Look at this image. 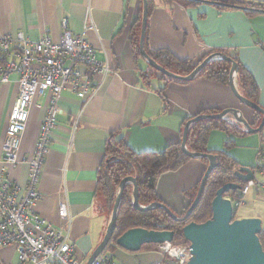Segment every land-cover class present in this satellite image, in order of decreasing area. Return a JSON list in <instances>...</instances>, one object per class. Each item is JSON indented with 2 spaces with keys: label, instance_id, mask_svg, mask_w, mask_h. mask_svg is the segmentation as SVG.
<instances>
[{
  "label": "crops",
  "instance_id": "obj_1",
  "mask_svg": "<svg viewBox=\"0 0 264 264\" xmlns=\"http://www.w3.org/2000/svg\"><path fill=\"white\" fill-rule=\"evenodd\" d=\"M151 1L146 24L149 50L166 51L192 64L212 53L230 52L252 77L258 104L264 110V13H246L250 6L253 10L264 8V0H237L238 5L193 0L196 4L189 6L175 0ZM140 13L141 0H0V34L14 38L21 33L31 41L47 35L55 42L62 34V19L67 18L71 32L83 34L95 58L110 69L81 112L82 101L75 94L69 89L60 93L61 113L48 135L47 152L35 184L40 194L35 210L54 227L64 225L57 215L58 203H67L69 240L80 260L86 261L105 233L107 220L97 208V184L110 143L122 141L136 153L163 152L168 145L180 143L186 121L203 111L237 108L249 124L253 122L250 110L237 101L228 85L205 77L180 82L153 73L134 48L132 35ZM17 94V75L13 73L7 82L0 83V179H11L23 189L26 161L37 142L45 102L39 97L31 104L18 151L20 163L13 166L5 161L2 144ZM75 116L78 125L72 131ZM224 120L243 131L230 117ZM262 147L264 128L243 137L213 129L206 143L210 152L225 150L235 162V170L253 168ZM206 165L200 159H189L177 170L164 173L156 182L157 197L181 214L189 204L185 193L200 182ZM257 179L264 182V176ZM244 196L252 208L246 215L236 214V218L260 217L257 211L264 207L262 187L253 186ZM261 231L264 238V227ZM111 256L120 264H160L165 257L158 246L138 252L117 248ZM0 264H20L13 246L0 247Z\"/></svg>",
  "mask_w": 264,
  "mask_h": 264
},
{
  "label": "built area",
  "instance_id": "obj_2",
  "mask_svg": "<svg viewBox=\"0 0 264 264\" xmlns=\"http://www.w3.org/2000/svg\"><path fill=\"white\" fill-rule=\"evenodd\" d=\"M223 2L232 0H211ZM62 34L57 41L45 35L31 41L21 33L14 38L0 34V83L10 74L17 75L18 94L11 109L2 149L5 161L19 165L18 151L31 104L37 98L45 102V114L40 122L37 142L28 164L27 181L23 189L11 179H0V247L13 246L20 264H80L75 246L69 240L71 220L65 201L57 205V215L64 225L54 227L35 210L40 194L35 190L42 159L47 152L48 135L55 127L60 93L69 89L81 101L80 112L95 95L104 77L110 73L107 63L95 58L91 45L83 34H73L67 18L61 21ZM264 49V44H261ZM79 68L83 70L80 71ZM78 117L72 122V131ZM255 175L264 176V148H260L253 167ZM262 187L257 178L242 185L233 195V205L253 187ZM168 260L185 264L189 245L164 243L157 245ZM91 264H120L104 253Z\"/></svg>",
  "mask_w": 264,
  "mask_h": 264
},
{
  "label": "trees",
  "instance_id": "obj_3",
  "mask_svg": "<svg viewBox=\"0 0 264 264\" xmlns=\"http://www.w3.org/2000/svg\"><path fill=\"white\" fill-rule=\"evenodd\" d=\"M140 1V0H139ZM176 2L184 5H195L197 1L193 0H175ZM226 3L238 5L239 1L232 0L226 1ZM148 14L150 13L153 5L151 0H147ZM253 6H250V10L246 13H264V8L253 10ZM219 9H222L219 7ZM141 14V13H140ZM140 32V18L135 28V34L133 36L134 48L136 56L140 57L138 52V39ZM144 50L148 56L154 60L157 64L164 67L168 71L178 74L187 75L190 73L196 64H192L190 61H180L176 59L172 54L158 50H149L146 43V31L144 36ZM225 56L231 58L238 65V71L235 76V82L237 90L245 98L251 102L258 104L257 88L252 80V77L246 69H244L237 58L230 52H220ZM204 56L201 60H203ZM200 60V61H201ZM153 73H158L153 68L148 66ZM228 68L229 63L219 58L211 60L198 74L196 78L205 77L211 81L227 85L228 80ZM164 77V76H163ZM168 80H174L167 78ZM178 81V80H174ZM182 82V81H180ZM246 107V106H245ZM247 108V107H246ZM253 122L251 125L255 128L261 121L262 116L257 111H253L249 108ZM203 114L213 113L211 111H203ZM213 129H220L226 133L233 134L235 136H246L248 133L240 130L238 125L227 122L226 120H203L190 124L188 128L186 138V148L189 151L197 153H213L218 156V166L209 175L201 197L193 209L189 217L183 222H175L169 218V216L162 209H155L150 212H139L132 207L130 185H126L123 191L122 198L119 203L115 230L113 232L111 240L104 248L103 253L112 257V253L118 247L115 244L116 239L128 229L141 228L145 230L153 231H172L174 233L173 244L175 245H188L183 239L182 228L190 222L203 223L211 217V201L215 195V192L223 184L232 181V172L235 170V162L226 154L225 150L210 152L206 148L207 136ZM229 144V143H228ZM228 144L224 145V148H228ZM108 159L105 162L109 163L107 171L103 174L99 173L97 193L100 192L105 200V206L111 210L116 192L118 190L119 182L129 176L136 179L138 185V200L140 205L146 206L150 203H162L156 195L155 188L158 178L169 171H175L181 167L185 162L189 160L181 151L180 143L175 145H168L163 152L160 153H136L132 151L127 144L122 141H116L110 143L108 146ZM206 163V159H200ZM207 164V163H206ZM103 174V176H102ZM199 183L194 189L185 193L189 199V204L193 201ZM228 196V195H227ZM165 205V204H164ZM188 208V207H187ZM186 208V209H187ZM186 209L179 216L183 215ZM174 212V211H173ZM236 218V215H235ZM262 231L259 235L260 242L264 250V238L262 237ZM157 245H144L139 251L150 250ZM113 258V257H112ZM160 264H174L168 258L164 257Z\"/></svg>",
  "mask_w": 264,
  "mask_h": 264
},
{
  "label": "water",
  "instance_id": "obj_4",
  "mask_svg": "<svg viewBox=\"0 0 264 264\" xmlns=\"http://www.w3.org/2000/svg\"><path fill=\"white\" fill-rule=\"evenodd\" d=\"M213 2V1H212ZM142 14L140 19V32L138 40V52L141 58L160 73L162 76L189 82L197 77V74L213 59L219 58L229 63L227 85L237 101L247 108L257 111L262 116L257 127L248 123L240 109L228 108L220 112L209 114H198L184 124L180 140V151L189 159H206V169L200 179L195 197L183 215L179 216L169 207L162 203H150L142 206L138 200V185L132 176L126 177L119 182L115 200L111 209L109 221L105 233L86 259L85 264H91L93 259L103 253L104 248L111 240L115 230L117 212L123 191L127 184H131L132 207L139 212H150L155 209H162L171 220L175 222L185 221L196 207L205 183L211 172L218 166V156L213 153H197L186 148V138L190 124L203 120H223L230 117L233 121L242 126L243 131L249 134L260 132L264 128V110L257 104L245 98L237 90L235 76L238 65L231 58L220 52L212 53L203 60L196 63L194 69L187 75H178L165 69L152 60L144 50V36L148 18L147 0H141ZM222 4L223 2H213ZM232 7L246 9L228 5ZM232 181L223 184L215 192L211 201V217L203 223L190 222L183 226L182 236L189 245V258L185 264H264V250L259 239L261 233V221L259 218H235L236 211L233 205V195L240 191L242 185L256 178L253 168L239 167L232 172ZM228 195V196H227ZM174 233L172 231H153L141 228H132L122 233L115 241L118 248L127 252H138L144 245H161L172 243Z\"/></svg>",
  "mask_w": 264,
  "mask_h": 264
},
{
  "label": "rangeland",
  "instance_id": "obj_5",
  "mask_svg": "<svg viewBox=\"0 0 264 264\" xmlns=\"http://www.w3.org/2000/svg\"><path fill=\"white\" fill-rule=\"evenodd\" d=\"M108 164L109 163H106V164L103 165V167L101 169V171L103 170L102 171L103 174L107 171ZM103 174H102V176H103ZM255 176H256V178H258V175H255ZM128 185H130V194H131L132 186H131V184H128ZM97 196H98V207L97 208L105 214L106 220H107V223H108L109 218H110V214H111V210H109L105 206V200H104V198H103V196H102V194L100 192L97 193ZM241 202L242 203L239 206H235L234 205V209H235V211H237L236 214L238 216H240L242 214L243 215L248 214L250 209L252 208L251 207L252 205L247 202V200L245 199V196L242 197ZM257 213L260 216V217H257V218L260 219L261 226L264 227V207L259 206ZM85 262H86L85 260H80L79 261L80 264H85Z\"/></svg>",
  "mask_w": 264,
  "mask_h": 264
},
{
  "label": "flooded vegetation",
  "instance_id": "obj_6",
  "mask_svg": "<svg viewBox=\"0 0 264 264\" xmlns=\"http://www.w3.org/2000/svg\"><path fill=\"white\" fill-rule=\"evenodd\" d=\"M177 214V213H176Z\"/></svg>",
  "mask_w": 264,
  "mask_h": 264
}]
</instances>
